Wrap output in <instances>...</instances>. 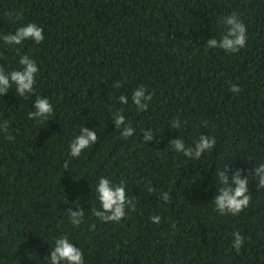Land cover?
<instances>
[{"label": "trees", "instance_id": "obj_1", "mask_svg": "<svg viewBox=\"0 0 264 264\" xmlns=\"http://www.w3.org/2000/svg\"><path fill=\"white\" fill-rule=\"evenodd\" d=\"M232 13L245 25V46L206 48ZM28 23L43 29L42 43L0 42V69H18L22 55L38 66L33 94L16 97L13 86L0 96V122H9L0 131V264H47L62 235L85 264H264L256 178L249 175L250 203L238 215H220L212 202L216 172L247 176L264 163V0H0V34ZM140 86L152 97L146 111L131 102ZM37 96L53 106L42 123L28 119ZM118 110L133 136L115 129ZM81 127L97 141L72 159L68 144ZM148 130L153 141L145 143ZM202 134L216 145L200 160L169 146L179 137L191 146ZM101 177L123 181L135 205L119 222L89 211L99 207ZM70 207L85 211L78 227L68 221ZM233 231L243 237L238 252Z\"/></svg>", "mask_w": 264, "mask_h": 264}, {"label": "clouds", "instance_id": "obj_2", "mask_svg": "<svg viewBox=\"0 0 264 264\" xmlns=\"http://www.w3.org/2000/svg\"><path fill=\"white\" fill-rule=\"evenodd\" d=\"M220 24L223 31L220 38H210L206 41L205 47L208 49H221L228 53H237L246 43V28L236 13L226 17H221ZM44 40L43 29L35 23H28L23 27L17 28L13 33L7 35L0 34V42L6 46H19L25 41H31L39 45ZM19 68L11 71L0 69V96H5L14 86L16 97H27L33 94L38 73L37 63L28 55H22L18 59ZM113 88H119V82L111 85ZM230 91L236 93L239 88L232 86ZM121 105L128 104L129 98L125 95L117 97ZM152 99L151 94H146L144 86L137 87L131 94V102L135 105L137 111H146L148 102ZM53 112V106L47 97H39L32 103V110L28 112V119L37 122L47 120ZM115 129L120 131L121 138L133 136L134 129L126 124L123 114L118 110L113 119ZM179 128V123L172 125ZM9 122L3 120L0 122V131L6 132ZM11 140V136H6ZM97 141L96 133L88 127H81L79 134L68 144V155L72 159H77L91 145ZM153 141L151 130L143 132V142ZM216 145L215 137L211 135H199L191 146L185 145V142L179 137L170 141L169 146L177 153H181L189 160H200L201 157L210 153ZM65 169L68 168V161H65ZM230 169L225 167L223 170L215 173L219 187H216V194L212 199L214 210L220 215H238L250 203V191L248 187L249 175L251 174L257 180V190L264 189V163H259L254 172H249L247 176L243 171L237 168L229 177ZM215 180V181H216ZM147 191L151 193L153 188L149 184ZM207 191V189H205ZM95 199L99 207H93L89 211L91 215L104 222H119L126 215L127 210H134L135 205L131 199L126 196L125 184L122 181L119 185L110 182L107 178H99L95 187ZM159 199L164 204L169 203V193L163 192ZM84 210L79 207L67 209L69 223L73 227L80 226L84 221ZM152 223L158 224L160 216L150 217ZM243 244V237L239 232L233 231L231 247L237 252ZM47 264H85L84 255L80 248L73 244L69 237L62 235L54 240L51 246L49 257L46 258Z\"/></svg>", "mask_w": 264, "mask_h": 264}]
</instances>
